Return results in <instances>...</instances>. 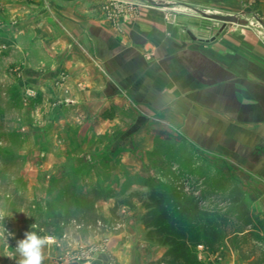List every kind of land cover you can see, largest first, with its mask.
Listing matches in <instances>:
<instances>
[{
	"label": "rangeland",
	"instance_id": "1",
	"mask_svg": "<svg viewBox=\"0 0 264 264\" xmlns=\"http://www.w3.org/2000/svg\"><path fill=\"white\" fill-rule=\"evenodd\" d=\"M165 1L247 17L246 26L228 24L224 31H246L264 41L256 0ZM174 23L189 33L213 35L223 26L180 6L163 9L138 0H0V207L12 214L4 221L8 232L16 224L30 230L35 223L37 231L46 222L38 213H45L48 203H71L64 201L67 189L99 192L96 210L111 219L118 201L145 194L151 185L183 194L204 211L216 208L237 221H245L244 212L248 221L264 222V82L245 80L239 90L228 81L225 91H217L226 98L196 94L187 106L191 111L183 107L175 113V99L164 105L152 76L135 66L125 74L116 66L96 98L80 95L81 81L108 76L107 67L83 64L80 57L91 58L107 44L117 48L124 33L134 47L152 37L158 44L162 31L174 33ZM144 58L153 63L155 54ZM145 85L151 90H143ZM223 105L232 126L239 122L254 130L251 142L233 127L212 129L223 117L213 111ZM13 192L25 197L30 209L14 211ZM133 202L134 207L119 204L117 228L97 236L137 234L146 210L137 198ZM255 236L228 242L217 253L199 246L198 257L205 264H249L244 258L259 256L264 248ZM89 239L73 234L63 242Z\"/></svg>",
	"mask_w": 264,
	"mask_h": 264
},
{
	"label": "crops",
	"instance_id": "2",
	"mask_svg": "<svg viewBox=\"0 0 264 264\" xmlns=\"http://www.w3.org/2000/svg\"><path fill=\"white\" fill-rule=\"evenodd\" d=\"M256 3L264 22V0H256ZM107 24L110 26L109 23ZM193 33H189L188 28L174 23V33L162 31L158 44L152 43L154 42L152 37L151 41L147 39L137 47L132 46L129 34L120 35L118 41L121 44L117 48L107 44L105 49L93 52L91 58L80 57L79 60L83 64L107 67L106 76L108 75L107 78L100 75L96 79L81 81L80 95L96 98L98 92L103 90L99 89L103 88L101 86H109V74L115 73L116 66H121L122 68L118 70H123L125 74L132 66H135L138 67V72H142L145 76H152L155 80L152 84L154 89L163 93L161 99L163 104L165 105V100L168 98L175 99L174 107L178 108L175 113H178L179 109L184 111L183 107L191 105L190 99L195 98L196 94L201 97L226 98V93L217 94V91H225L228 81L234 83L231 86L232 89L239 90L242 88L241 82L245 80L264 82V41L260 37L246 31L227 29L221 30L217 35L211 32L206 34L195 32V35ZM100 39L102 42L106 40L102 37ZM149 51L155 54V59L153 63L148 64L144 54ZM124 79L125 84L130 83L128 76ZM143 90L149 91L151 87L145 85ZM223 107L213 111V113H223V117L214 120L213 123L217 122L218 126L212 129L224 131L233 127L238 134L244 133L246 141L251 142L255 137L254 130L250 125L240 127L237 124L239 122L236 121L232 126V120L225 116L227 106L223 105ZM202 109L205 110V107ZM189 111L191 108L187 107L186 112ZM207 113L210 114L211 111ZM9 222L13 224V221ZM14 229L13 235L7 241L10 247L0 239V264H16L19 259L18 255L15 259H9V253L15 252L17 241L23 239L24 233L29 230L21 224L18 226L16 224ZM143 230H145L144 226L140 225V231L138 230L137 234L125 230L117 235L91 237L86 242L74 245L65 244L63 239L45 235L49 237V241L43 249L45 258L42 264H149L156 262L164 255V249L160 247L157 250L146 241Z\"/></svg>",
	"mask_w": 264,
	"mask_h": 264
},
{
	"label": "trees",
	"instance_id": "3",
	"mask_svg": "<svg viewBox=\"0 0 264 264\" xmlns=\"http://www.w3.org/2000/svg\"><path fill=\"white\" fill-rule=\"evenodd\" d=\"M65 200L70 204L54 206L52 202L46 205V212L38 213L41 222L38 234L63 239L77 235L86 240L99 234L116 229L119 225L117 206L124 204L134 207V198L146 210L142 225L146 230L145 239L166 247L162 258L149 264H205L199 259L197 248L203 246L208 253H217L228 242H234L248 236L264 244V222L248 221V213L241 212L245 221H237L230 214L227 217L219 209L204 211V205L189 203L183 194L168 192L166 187L151 185L145 194L130 193L125 199L118 201L111 209V219L100 215L96 203L101 195L96 190L91 194L65 190ZM9 201L14 205V211L30 209L28 200L13 192ZM245 211V207H241ZM263 236V237H261ZM249 264L264 263V248L259 256L244 258Z\"/></svg>",
	"mask_w": 264,
	"mask_h": 264
},
{
	"label": "clouds",
	"instance_id": "4",
	"mask_svg": "<svg viewBox=\"0 0 264 264\" xmlns=\"http://www.w3.org/2000/svg\"><path fill=\"white\" fill-rule=\"evenodd\" d=\"M11 213L6 208L0 207V239L4 240V243L8 246V239L13 235L8 232L4 226L6 218H10ZM36 223L31 225V230L24 233V238L17 241L14 253H9V259H15L18 255L19 259L16 264H42L44 260L43 249L49 241V237L41 236L38 231ZM5 233L7 235H5Z\"/></svg>",
	"mask_w": 264,
	"mask_h": 264
},
{
	"label": "water",
	"instance_id": "5",
	"mask_svg": "<svg viewBox=\"0 0 264 264\" xmlns=\"http://www.w3.org/2000/svg\"><path fill=\"white\" fill-rule=\"evenodd\" d=\"M138 1L146 3L152 7H157V8L174 9L180 6L185 9L192 10L195 14H198L203 18L210 19V21L214 20L217 22H221L223 24L221 30H224L225 26H227L228 24H234V25H239V26H246L248 24V21L242 18L241 16L211 14V12L210 13L204 12L188 4L175 5L174 3H170L167 1L164 2V0H138ZM258 21L259 23L264 25V22L262 20L258 19Z\"/></svg>",
	"mask_w": 264,
	"mask_h": 264
},
{
	"label": "bare ground",
	"instance_id": "6",
	"mask_svg": "<svg viewBox=\"0 0 264 264\" xmlns=\"http://www.w3.org/2000/svg\"><path fill=\"white\" fill-rule=\"evenodd\" d=\"M245 20L250 21L247 17H244Z\"/></svg>",
	"mask_w": 264,
	"mask_h": 264
}]
</instances>
